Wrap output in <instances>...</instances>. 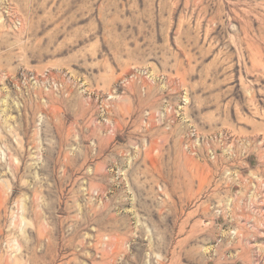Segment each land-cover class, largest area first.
<instances>
[{"label": "rangeland", "instance_id": "rangeland-1", "mask_svg": "<svg viewBox=\"0 0 264 264\" xmlns=\"http://www.w3.org/2000/svg\"><path fill=\"white\" fill-rule=\"evenodd\" d=\"M0 264H264V0H0Z\"/></svg>", "mask_w": 264, "mask_h": 264}]
</instances>
